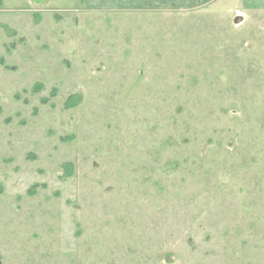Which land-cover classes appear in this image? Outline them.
I'll return each instance as SVG.
<instances>
[{
	"label": "rangeland",
	"instance_id": "1",
	"mask_svg": "<svg viewBox=\"0 0 264 264\" xmlns=\"http://www.w3.org/2000/svg\"><path fill=\"white\" fill-rule=\"evenodd\" d=\"M0 264H264V0H0Z\"/></svg>",
	"mask_w": 264,
	"mask_h": 264
}]
</instances>
